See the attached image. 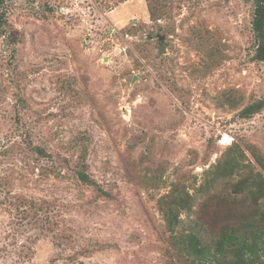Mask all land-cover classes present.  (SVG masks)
Masks as SVG:
<instances>
[{"label":"rangeland","instance_id":"374dc122","mask_svg":"<svg viewBox=\"0 0 264 264\" xmlns=\"http://www.w3.org/2000/svg\"><path fill=\"white\" fill-rule=\"evenodd\" d=\"M116 1L6 0L19 40L0 37V264H166L158 198L180 183L196 210L229 148L245 156L232 183L248 149L264 158V111L237 116L264 95L251 5L167 0L151 21L146 0ZM26 135L68 167L35 162ZM82 148L106 197L75 178Z\"/></svg>","mask_w":264,"mask_h":264},{"label":"trees","instance_id":"16d2710c","mask_svg":"<svg viewBox=\"0 0 264 264\" xmlns=\"http://www.w3.org/2000/svg\"><path fill=\"white\" fill-rule=\"evenodd\" d=\"M125 1L117 0L112 7ZM166 1L146 0L151 21L159 19L161 8H167ZM243 1L252 8L251 61L264 67V0ZM0 37L10 45L19 40L17 31L8 22L6 0H0ZM238 101L233 94H222L220 105L237 108ZM20 104L24 105V102L20 100ZM262 111L264 95L242 107L237 116L249 119ZM16 123H20L18 116ZM84 139L78 138L77 143L82 144ZM24 143L35 162L68 165L67 159L33 144L29 135L26 139L24 137ZM235 147L228 149L213 176L198 188L197 191L206 196L196 210L193 209L194 196L180 183L173 184L166 195L158 198L157 209L170 233L168 241L173 251L166 264H264V158L254 148L248 149L255 166L247 164L245 168L248 170L236 182L224 180L233 177L240 168L241 158L245 157L242 150L237 145ZM85 157L82 148L78 166L73 171L76 180L91 187L96 196L106 197V192L89 176ZM53 170V167L46 168L42 173L55 174ZM21 208L26 209L25 206ZM183 213L194 215L192 228H177L182 223L180 216Z\"/></svg>","mask_w":264,"mask_h":264},{"label":"water","instance_id":"95a60500","mask_svg":"<svg viewBox=\"0 0 264 264\" xmlns=\"http://www.w3.org/2000/svg\"><path fill=\"white\" fill-rule=\"evenodd\" d=\"M157 39L159 40L160 43H162L163 39H164V36H161V35H156ZM140 40H142L143 38H139ZM148 39H151V37H148Z\"/></svg>","mask_w":264,"mask_h":264}]
</instances>
